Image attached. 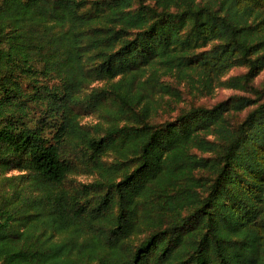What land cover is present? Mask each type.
Masks as SVG:
<instances>
[{
  "label": "trees",
  "instance_id": "trees-1",
  "mask_svg": "<svg viewBox=\"0 0 264 264\" xmlns=\"http://www.w3.org/2000/svg\"><path fill=\"white\" fill-rule=\"evenodd\" d=\"M262 71L264 0H0V264H264Z\"/></svg>",
  "mask_w": 264,
  "mask_h": 264
},
{
  "label": "rangeland",
  "instance_id": "rangeland-1",
  "mask_svg": "<svg viewBox=\"0 0 264 264\" xmlns=\"http://www.w3.org/2000/svg\"><path fill=\"white\" fill-rule=\"evenodd\" d=\"M247 72L246 68H236L230 71L224 78L223 80H227L230 77H235V76H241ZM163 82L166 84H170L171 86L177 87L179 90L182 91L183 93V102L178 104L176 106V112L170 113L167 112L169 110H166L164 108L160 109L158 111V114L153 118L156 123L159 122H164L167 120H171L175 117L177 114L178 110L181 108H190L191 106H206V107H212L216 105L217 103L227 100L231 97H240V96H246L250 97L252 99H256L252 94L250 93H245L243 91L239 90H234V89H227V88H216L212 94L210 95H204V94H198L197 91H194V94H190L188 90L186 89L185 83L178 84L176 83V80L171 78V77H166L163 79ZM95 87H103L105 86V83H97L94 85ZM253 87L256 89L264 88V71L254 79L253 82ZM166 101H173L170 99L169 96L164 97ZM173 107V105H172ZM249 110H245L240 113L239 117L242 118L244 117ZM102 121L98 114H92V115H87L82 118V123L83 124H89V125H94L98 122ZM19 173L16 171L10 172L6 176L11 177V176H17ZM71 180L74 183H91L95 180V177L92 176H86V175H79V176H72Z\"/></svg>",
  "mask_w": 264,
  "mask_h": 264
}]
</instances>
